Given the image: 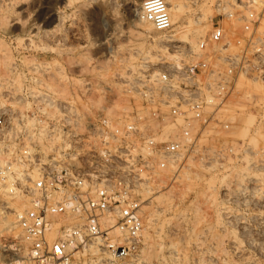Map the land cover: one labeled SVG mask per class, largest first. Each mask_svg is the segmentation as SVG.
I'll return each mask as SVG.
<instances>
[{"label": "rangeland", "instance_id": "1", "mask_svg": "<svg viewBox=\"0 0 264 264\" xmlns=\"http://www.w3.org/2000/svg\"><path fill=\"white\" fill-rule=\"evenodd\" d=\"M178 2H182L185 15L178 18L171 31L160 32L145 22L137 25L135 9L126 0H69L67 4L63 0H0V52L8 55L6 60L0 54V79H7L0 85V118L5 125L0 134V155L21 164L26 163V158H19L23 148H30L34 157L56 152L64 137L50 136L48 129L50 122L66 118L67 102L75 105L76 112L78 109V132L97 114L109 116V108L118 102L128 110L111 115L116 120L140 110L144 102L140 88L146 82L131 86L134 83L129 79L137 80L140 71L147 74V80L149 73L171 60L161 59L164 43H160L159 35L183 31L188 19L200 16L205 6L212 16L216 3ZM55 8H59L60 18L54 16ZM209 15L203 22L207 25L204 36L210 29ZM33 21L40 25L38 30L33 29L37 33L30 28ZM110 32L114 37L107 40ZM156 40H160V48L155 47ZM179 44L190 47L170 41L172 55L180 51ZM8 60L17 67L12 65V73L6 77ZM6 83L12 89L17 84L15 90L10 88L12 93ZM249 89L264 93L260 86ZM45 95L52 101L44 100ZM100 95L103 104L92 105ZM255 113L237 114L234 117L239 124L231 128H209L200 140L205 152L186 158L177 176L164 173L151 182L153 193L145 192V240L140 256L149 259L148 264H264V110L261 118ZM251 116L255 120L247 134L244 125ZM5 183L9 181L0 179V264H15L23 256V246L19 228L15 221L9 228L6 215H15L16 207L11 206L15 202L25 207L26 198L10 196ZM228 184L230 189L226 188ZM160 194L164 200L159 204L155 197ZM151 216L153 221L149 223Z\"/></svg>", "mask_w": 264, "mask_h": 264}, {"label": "built area", "instance_id": "2", "mask_svg": "<svg viewBox=\"0 0 264 264\" xmlns=\"http://www.w3.org/2000/svg\"><path fill=\"white\" fill-rule=\"evenodd\" d=\"M163 5L144 0L140 16L169 32ZM177 53L140 88L143 111L118 120L100 113L78 132L67 102L66 118L48 129L64 137L56 152L34 157L23 148L21 164L0 155L6 192L26 198L15 211L23 246L15 264H142L146 188L205 152L209 128L238 125L242 112L262 117L264 93L249 88L264 91V0H218L208 33ZM4 126L0 118V134Z\"/></svg>", "mask_w": 264, "mask_h": 264}, {"label": "bare ground", "instance_id": "3", "mask_svg": "<svg viewBox=\"0 0 264 264\" xmlns=\"http://www.w3.org/2000/svg\"><path fill=\"white\" fill-rule=\"evenodd\" d=\"M64 2H66V4L69 2V0H63ZM129 2V4H131L133 7H134V9H135V13H134V19H135V21L137 22V25H141V24H143V22H145V24L146 25H148V26H151V28L153 27V23L151 22V21H148V20H145V19H142L141 18V16H140V11H139V9L142 7V4H140V0H126V3L128 4V2ZM168 4H170V6H169V10H170V14H171V18H172V24L174 25L176 22H177V20H178V18H182V16L183 15H185V12H184V10H183V6L181 5V3H179L178 2V0H165ZM211 1V0H210ZM212 1H214V0H212ZM216 2L218 1V0H215ZM210 4V3H209ZM186 6V5H185ZM209 6V5H208ZM203 7V6H202ZM57 8V7H56ZM54 9L53 10V13H54V16L55 17H57V18H60L61 16H60V13H59V8L58 9ZM205 8V10H206V8L208 9V7H204ZM210 8H212V7H210ZM209 8V9H210ZM190 9V8H189ZM201 10H203V8L201 9ZM205 10H203V13L202 14H200V16H198V17H196V18H192V17H190L189 19H188V22H187V25L185 26V29L183 30V31H180L178 34L176 33V34H168L169 36H166V34H165V36H162V35H159L160 36V40H161V42H160V40H158L161 44H163V46H161V48H160V45L161 44H159V42L157 41V45L159 44V46H155V47H158V48H160V51H161V54H160V56H161V59L163 60V58H171V59H173V58H175L176 57V55L178 54V53H173V55H172V53L169 51V49H168V45H169V42L170 41H178V42H182V43H188L190 46H193V45H195V43H196V41L198 40V39H200V38H202V37H204V34H205V32L207 31L206 30V28H207V25H204L203 24V22L205 21L206 22V19L208 18V12L207 11H205ZM209 13H210V10H209ZM209 16H211V14L209 15ZM17 19H18V17H17ZM17 19H14L15 21L17 20ZM142 20V21H141ZM18 21V20H17ZM35 21V20H34ZM33 21V23H31L30 24V28L33 30V29H37L38 30V28H39V26H37L36 25V23ZM150 28V27H149ZM174 28V27H173ZM37 30H33V32H38ZM32 32V31H31ZM160 34V33H159ZM163 35H164V33H163ZM33 36H35V35H33ZM112 33L110 32V33H108V35H107V37H108V39L107 40H109L110 38H112V37H114V36H112ZM30 37V36H29ZM117 37V36H116ZM200 37V38H199ZM158 39V38H157ZM31 40V39H30ZM29 40V41H30ZM22 42V41H21ZM46 43V42H45ZM32 44V43H31ZM34 44V43H33ZM32 44V45H33ZM41 44V43H40ZM117 44V43H116ZM35 46L37 47V45L35 44ZM44 47H45V45H44ZM117 47H119V46H117ZM136 47V46H135ZM178 47H180V51H185L186 50V47H185V45H178ZM158 48H157V50H158ZM135 50L136 49H138V48H134ZM133 49V50H134ZM142 49V48H141ZM139 50H140V48H139ZM1 51V50H0ZM138 50H136V52H137ZM147 52H149L148 50H146ZM155 51H156V49H155ZM153 52V54H155L156 52ZM2 52V51H1ZM0 52V54L1 55H3V53H1ZM132 52V51H131ZM157 52H159V51H157ZM160 53V52H159ZM4 54H5V52H4ZM6 54H7V52H6ZM6 54L5 55H3V56H1V57H3V58H5L6 60H7V56H6ZM9 55H10V53H8ZM139 54H140V52H139ZM141 54H143V53H141ZM144 54H146L145 52H144ZM148 55H149V53H148ZM155 55H157V54H155ZM11 56V55H10ZM143 56V55H142ZM152 56V55H151ZM159 56V57H160ZM144 57V56H143ZM157 57V56H156ZM158 57V58H159ZM146 58V57H145ZM149 58V57H148ZM148 58H146L147 60H150V59H148ZM9 59L10 60H12L10 57H9ZM145 59V60H146ZM5 60V61H6ZM141 61H144V59L143 60H141ZM140 61V62H141ZM156 61V60H155ZM8 62H10L9 60H8ZM8 62H5V64H6V66L8 67L7 68V72H9V73H7V72H5L6 74L5 75H7V74H10V73H12V69H13V67L14 68H16L17 66H14L11 62V64L10 63H8ZM151 62V61H150ZM149 62V63H150ZM19 63V62H18ZM141 63H143V62H141ZM145 63V62H144ZM148 63V64H149ZM26 64V63H25ZM45 64V63H44ZM131 64V63H130ZM129 64V65H130ZM132 64H134L133 62H132ZM12 65H13V67H12ZM136 65V64H135ZM138 65L141 67L142 65H144V64H139L138 63ZM147 65V61H146V63H145V66ZM5 65H3V67L5 68L6 67ZM37 66H40L39 64L37 65ZM36 65H35V67H37ZM134 65H130V67H132L131 69L133 70V68H135V67H133ZM138 66V67H139ZM149 66V65H148ZM147 66V67H148ZM43 67V66H42ZM45 67V66H44ZM44 67H43V69H44ZM46 67H48V65L46 66ZM38 68H40V67H38ZM9 69V70H8ZM37 70V68H34V70ZM47 69H49V68H47ZM144 70H145V68H143ZM143 69H141L140 68V70H143ZM3 70V69H2ZM46 70V69H45ZM50 70V69H49ZM135 70H137L136 68H135ZM14 72H15V69L13 70ZM13 72V73H14ZM38 72V71H37ZM136 73V72H135ZM44 74V73H43ZM134 74V73H133ZM132 74V75H133ZM150 74V73H149ZM49 75V74H48ZM146 75L147 74H144L143 75V73L142 72H140L139 71V74H138V76H137V80H131V79H129L128 81L130 82V83H134V84H131V86H133V85H135V83L137 82V85H138V83H144L145 84V81H146ZM9 75H7L6 77H8ZM42 76V75H41ZM3 77H5V76H1V78L2 79H0V81H1V84L0 85H2L3 84V82H4V80L6 79V78H3ZM49 77V76H48ZM4 79V80H3ZM10 80V79H9ZM6 81H7V79H6ZM12 81V80H11ZM11 81H9V84H10V82ZM128 82V84H130ZM8 83V82H7ZM6 83V85H9V84H7ZM5 85V86H6ZM17 85V84H16ZM16 85H13L14 87L16 86ZM136 85V86H137ZM140 85H142V84H140ZM146 85V84H145ZM52 86V85H51ZM9 87V90H10V85L8 86ZM7 87V88H8ZM14 87H13V89L12 90H15L14 89ZM18 88V87H17ZM16 88V89H17ZM50 89H51V87H50ZM8 89H7V91H9ZM17 91V90H16ZM16 91H13L14 93L16 92ZM10 92H11V90H10ZM3 93V92H2ZM12 93V92H11ZM17 94V93H16ZM12 95V94H11ZM65 98V97H64ZM138 100V99H137ZM74 101V100H73ZM90 101H91V99H90ZM102 101H103V96H99L98 97V99H94V100H92V105H96L97 107H100V104L102 103ZM89 102V101H88ZM4 103V102H3ZM77 104V103H76ZM91 104V103H90ZM103 104V103H102ZM101 104V105H102ZM111 107H112V109H111ZM110 108H109V110H110V112H109V116L111 117V115H115L116 114V112L119 110V111H121L120 109H122V110H128V106H126V105H123V104H121L120 102H118V103H116L115 105H112ZM23 108V107H22ZM1 109V108H0ZM88 109L90 110V108L88 107ZM98 109V108H97ZM107 109V108H106ZM3 110V109H2ZM2 110H0V111H2ZM140 110H142L143 111V107H142V104L140 105ZM85 111V110H84ZM3 112V111H2ZM16 112V111H15ZM77 112H78V109H77ZM91 112V110L89 111V113ZM106 112V111H105ZM82 113H84V112H82ZM86 113H88V112H86ZM119 113V112H118ZM18 114V113H17ZM120 114V113H119ZM82 115V114H81ZM86 116V115H85ZM83 117H84V115H83ZM86 119H88V118H86ZM254 120H255V117H253V116H251L248 120H247V122L245 123V132L248 134V131H251V129H250V127L252 126V124H253V122H254ZM42 129V128H41ZM250 129V130H249ZM44 130V129H43ZM42 131V130H41ZM44 131H46V130H44ZM41 133V132H40ZM215 133V132H214ZM213 133V134H214ZM46 134V133H45ZM38 136V135H37ZM51 136V135H50ZM58 137V136H57ZM56 137V138H57ZM204 140V139H203ZM206 140V139H205ZM42 142V141H41ZM49 142H50V140H49ZM48 142V143H49ZM50 144V143H49ZM52 144V143H51ZM42 145V144H41ZM43 146H44V143H43ZM51 146V145H50ZM50 146L48 145V147L50 148ZM30 147V146H29ZM44 147H46V145L44 146ZM53 147V146H52ZM55 147V146H54ZM49 148H47V149H49ZM57 148V147H56ZM45 149V148H44ZM47 151V150H46ZM52 151V150H51ZM32 152V151H31ZM45 152V151H44ZM227 155V154H226ZM228 156V155H227ZM205 158V157H204ZM197 159V158H196ZM9 160V159H8ZM189 160V159H188ZM253 160V159H252ZM21 161V160H20ZM191 161V160H190ZM251 161V160H250ZM256 161V160H255ZM253 162V161H252ZM187 163V162H186ZM185 163V164H186ZM249 163V162H248ZM191 164V163H190ZM253 165V164H252ZM18 168V167H17ZM189 168V167H188ZM16 169V168H15ZM18 170V169H17ZM169 170H171V169H169ZM187 170V169H186ZM185 170V171H186ZM19 171V170H18ZM20 172V171H19ZM169 172V171H168ZM185 173H187V172H185ZM10 174L11 173H8V175L10 176ZM251 178V177H250ZM167 181V180H166ZM159 183H161V179H160V181H159ZM239 184V183H238ZM237 184V185H238ZM242 185V184H241ZM159 186H160V184H159ZM229 186V184L226 186V188ZM229 188V187H228ZM230 189V188H229ZM152 190H154V186H153V184H150L147 188H146V193H153V191ZM230 191V190H229ZM155 199H157L158 200V202H159V204H160V202L161 201H163L164 200V196H162V194H160V195H157L156 197H155ZM13 203V202H12ZM26 203V202H25ZM172 203V202H171ZM170 203V204H171ZM21 204H19V202H15L14 204H12L11 206H13L14 208L16 207V210L15 211H17L18 209H17V207L19 208V206H20ZM21 208H22V206H20ZM13 208V209H14ZM13 212V211H12ZM11 211H10V213H12ZM155 212V211H154ZM154 212H152L151 214H153ZM13 214H7L6 215V221H8V224H9V228H10V226H11V224H12V222L13 221H15V225H16V216L15 215H13ZM12 216V217H11ZM4 217V216H3ZM149 217V216H148ZM153 217L154 216H151L149 219V223H151L152 221H153ZM14 218H15V220H14ZM11 223V224H10ZM13 226H14V224H12ZM7 228V227H6ZM20 231V230H19ZM145 255V254H144ZM148 255V254H147ZM142 257V256H141ZM140 257V259H139V263H142V264H148L149 262H148V257H147V259L148 260H146L145 258H141ZM144 257V256H143ZM150 258V257H149ZM146 260V261H145ZM17 262H20V259H17L16 260ZM154 264V263H153Z\"/></svg>", "mask_w": 264, "mask_h": 264}, {"label": "clouds", "instance_id": "4", "mask_svg": "<svg viewBox=\"0 0 264 264\" xmlns=\"http://www.w3.org/2000/svg\"><path fill=\"white\" fill-rule=\"evenodd\" d=\"M156 3H158V5L161 7V8H163V0H156ZM146 7H147V5H146Z\"/></svg>", "mask_w": 264, "mask_h": 264}]
</instances>
